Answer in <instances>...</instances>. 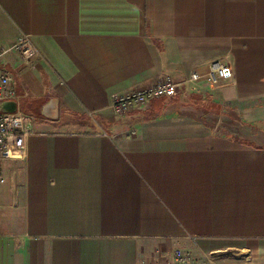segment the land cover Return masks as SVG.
I'll return each mask as SVG.
<instances>
[{
    "label": "crops",
    "instance_id": "1",
    "mask_svg": "<svg viewBox=\"0 0 264 264\" xmlns=\"http://www.w3.org/2000/svg\"><path fill=\"white\" fill-rule=\"evenodd\" d=\"M23 35L42 57L4 64L34 133L2 164L0 264H264V146L231 135L264 130V0H0V43ZM165 76L174 98L114 114Z\"/></svg>",
    "mask_w": 264,
    "mask_h": 264
},
{
    "label": "built area",
    "instance_id": "2",
    "mask_svg": "<svg viewBox=\"0 0 264 264\" xmlns=\"http://www.w3.org/2000/svg\"><path fill=\"white\" fill-rule=\"evenodd\" d=\"M9 55H13L10 59L13 63L28 67L33 66L42 57L40 50L27 35L19 37L11 44L0 43V101H17L18 99L14 74L4 65ZM214 66L211 67L207 77L211 86H218L232 78L227 67ZM201 79L200 74L194 72L185 80V83L198 82ZM181 85L182 83L175 82L171 77L165 76L129 93L116 95L113 98L111 109L115 115L123 116L134 107H143L152 100L174 98ZM33 133L32 122L22 111L0 113V187L7 181L2 164L9 160H25L27 157L25 142ZM1 210L0 202V214ZM193 243L198 245L197 240H194ZM219 256H221L219 251L194 254L191 250L176 248L170 253L141 264H216Z\"/></svg>",
    "mask_w": 264,
    "mask_h": 264
},
{
    "label": "rangeland",
    "instance_id": "3",
    "mask_svg": "<svg viewBox=\"0 0 264 264\" xmlns=\"http://www.w3.org/2000/svg\"><path fill=\"white\" fill-rule=\"evenodd\" d=\"M231 135L233 140L249 146H264V130L241 125L235 119L231 122ZM219 256V258H221Z\"/></svg>",
    "mask_w": 264,
    "mask_h": 264
},
{
    "label": "water",
    "instance_id": "4",
    "mask_svg": "<svg viewBox=\"0 0 264 264\" xmlns=\"http://www.w3.org/2000/svg\"><path fill=\"white\" fill-rule=\"evenodd\" d=\"M17 110L18 109L16 106V101L14 100L0 101V113H12V112H16Z\"/></svg>",
    "mask_w": 264,
    "mask_h": 264
}]
</instances>
